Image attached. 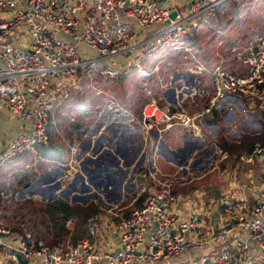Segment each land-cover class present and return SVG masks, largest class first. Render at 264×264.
I'll list each match as a JSON object with an SVG mask.
<instances>
[{
	"label": "built area",
	"instance_id": "2783aa9c",
	"mask_svg": "<svg viewBox=\"0 0 264 264\" xmlns=\"http://www.w3.org/2000/svg\"><path fill=\"white\" fill-rule=\"evenodd\" d=\"M227 1L190 0L172 17V7L163 0H0V112L6 109L22 123L2 143L0 164L49 139L50 116L64 78L78 73L118 78L159 47L190 51L189 38L201 21ZM203 69L201 62L193 70ZM211 84L209 103L201 111L170 113L166 108L149 126L162 129L179 121L193 126L204 112L223 110L233 99L245 97L239 113L254 116L262 127L264 31L247 45L238 66L213 65ZM203 92L197 82L184 93ZM220 154V179L230 182L219 195L221 211L213 209L212 200L197 205L159 185L110 222L107 239L95 224L97 215L89 217L91 236L74 243L50 246L25 239L4 223L0 206V264H19L17 252L26 264H258L264 253V170L258 183L241 182L251 195L247 197L229 170L228 151ZM238 158L241 163L259 159L264 166V139Z\"/></svg>",
	"mask_w": 264,
	"mask_h": 264
},
{
	"label": "rangeland",
	"instance_id": "374dc122",
	"mask_svg": "<svg viewBox=\"0 0 264 264\" xmlns=\"http://www.w3.org/2000/svg\"><path fill=\"white\" fill-rule=\"evenodd\" d=\"M263 31L264 0H230L201 21L189 38L190 51L159 47L141 60L135 51L137 60L121 77L78 73L64 78L50 116V138L43 145L60 137L67 153L45 156L47 147L38 144L0 164L4 223L25 239L56 246L90 237L89 217L97 215L95 224L107 239L110 222L159 185L197 205L212 200L213 209L221 211L220 151L249 149L264 139V123L263 132L241 136L246 113L238 114L237 122L226 121L229 108L206 111L193 126L179 121L170 127L160 123L159 129L149 122L166 108L170 113L201 111L212 92L213 65L238 66L247 45ZM200 61L205 69L197 73L193 69ZM197 82L204 92L191 101L196 94L184 92ZM150 103L157 107L146 106ZM199 129L202 136H197ZM58 199L64 207L48 205ZM258 264H264V253Z\"/></svg>",
	"mask_w": 264,
	"mask_h": 264
},
{
	"label": "crops",
	"instance_id": "0c3cea01",
	"mask_svg": "<svg viewBox=\"0 0 264 264\" xmlns=\"http://www.w3.org/2000/svg\"><path fill=\"white\" fill-rule=\"evenodd\" d=\"M163 2H164V4H167L170 7H172V10H176V11L178 10L179 11L182 8H184L187 5V3L190 2V0H163ZM148 30H150V29H147V31ZM201 79H203V77H201L200 80ZM198 94H196L194 97H189L190 100L195 101L196 97H197V100H199ZM233 101H234L233 104L227 105V106H229L227 108H229L231 110H229V113L227 114L226 121L229 120L231 122L233 120H236V122H237L238 121V114L241 115L239 113V110L244 107V105L241 104L240 102H244L245 105L247 104V102H246L245 97H240V99L239 98L233 99ZM188 105H189V103H186L187 109H188ZM234 105H236V106H234ZM201 106H202V103H201ZM223 110H217V111H223ZM219 115H221V113L217 114V116H219ZM243 115H241V116H243ZM244 119H245V128L243 126H240L242 128V132L241 131L239 132V134L241 136L243 135L245 137L249 131L250 132H253V131L263 132V126L261 127V123H258L254 116H252L251 119L248 118L247 116H245ZM21 128H22V123H20L16 119L15 116H13L7 110H4V111L2 110L0 112V147L9 135L20 131ZM229 136H232L231 133H229ZM244 150H246V149H243V150L238 149L237 151H233V154L238 153V152H243ZM229 152L230 151L228 150V153ZM226 162L229 165V170L231 171V173L232 172L234 173V178L237 179V181L240 184H241V182L247 183L248 185H252L254 182L258 183L259 179L263 173V170H264L263 163L259 159L255 160L254 162H251V163H241V162H238V160L236 162H232V161H230V158H227ZM229 184H230V182L224 181L222 189H224L225 187L227 188ZM243 188L246 191V193H245L246 196L251 197L249 191L244 186H243ZM214 215H215V213H214ZM215 216H217V211H216ZM205 221L208 222V219L206 218ZM24 264H26V263H24Z\"/></svg>",
	"mask_w": 264,
	"mask_h": 264
},
{
	"label": "trees",
	"instance_id": "16d2710c",
	"mask_svg": "<svg viewBox=\"0 0 264 264\" xmlns=\"http://www.w3.org/2000/svg\"><path fill=\"white\" fill-rule=\"evenodd\" d=\"M191 37V36H190ZM232 68H234V67H232ZM49 128H50V122H49ZM49 132H50V130H49ZM69 133H71V130H69ZM50 138V137H49ZM54 140L55 139H53L52 140V142H51V140H50V143L48 144V145H43V143H46V142H40V143H37V144H35V145H43L42 147H47L46 148V151H45V156H50V157H59V158H64V155L67 153V150H68V147H67V149H65L64 148V146H63V143L61 142V140H60V137H58V140H56L55 142H54ZM40 145V146H41ZM25 151H27V150H25ZM25 151H22V152H19V153H17V154H15L14 156H12L10 159H12L13 157H15V156H17V155H19V154H21V153H23V152H25ZM230 153V152H229ZM239 153V152H238ZM238 153H235V154H233V152H231L230 153V156H229V158H230V161H232V162H236L239 158H238ZM8 161V160H7ZM4 163V162H3ZM219 181L221 182V183H223L221 180H220V178H219ZM220 183V184H221ZM145 196V195H144ZM143 196V197H144ZM27 201H29V200H27ZM141 201V200H140ZM64 201L63 200H61V199H58V200H53V201H51L48 205H51V206H54V207H64ZM140 203V202H139ZM50 209V208H49ZM66 216V215H65Z\"/></svg>",
	"mask_w": 264,
	"mask_h": 264
},
{
	"label": "water",
	"instance_id": "95a60500",
	"mask_svg": "<svg viewBox=\"0 0 264 264\" xmlns=\"http://www.w3.org/2000/svg\"><path fill=\"white\" fill-rule=\"evenodd\" d=\"M176 10H172L171 11V13H170V15L172 16V17H174L175 16V14H176ZM215 213V215H216V211L214 212ZM16 257H17V259H18V261H19V264H24V263H26V259L25 258H23L22 256H21V254L19 253V252H17L16 253Z\"/></svg>",
	"mask_w": 264,
	"mask_h": 264
}]
</instances>
